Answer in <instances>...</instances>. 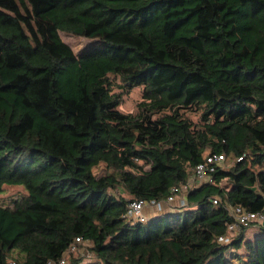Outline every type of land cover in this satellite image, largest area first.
Returning <instances> with one entry per match:
<instances>
[{
	"label": "trees",
	"instance_id": "trees-1",
	"mask_svg": "<svg viewBox=\"0 0 264 264\" xmlns=\"http://www.w3.org/2000/svg\"><path fill=\"white\" fill-rule=\"evenodd\" d=\"M60 33L97 45L75 55ZM207 155L224 161L184 206L125 221ZM6 187L25 194L0 206V264L56 262L77 238L94 261L66 264H264V222L218 241L228 208L264 216V0H0Z\"/></svg>",
	"mask_w": 264,
	"mask_h": 264
},
{
	"label": "built area",
	"instance_id": "built-area-1",
	"mask_svg": "<svg viewBox=\"0 0 264 264\" xmlns=\"http://www.w3.org/2000/svg\"><path fill=\"white\" fill-rule=\"evenodd\" d=\"M242 158H238V161ZM224 161L222 155H207L204 158V161L198 164L191 175L189 181L182 187L172 188L170 195L164 202H159L155 200H137L129 203L127 205V210L125 214V221L128 224H134L138 222H145L149 217L145 213L144 209L148 208L153 210L156 214L163 213L166 206H170L178 203V207L185 205L184 193L194 185H198L203 182H211V173L215 168L221 165ZM217 201H213L216 204ZM228 213L233 218V222L227 226L226 234L218 238L219 242L229 243L233 235H236L240 232L242 226H247L250 223L262 224L264 222V216L261 213H251L243 210L240 207L228 208ZM146 214V215H145ZM67 253L56 262H48L47 264H66V256L69 252H73L76 248V244L80 242V239L75 240Z\"/></svg>",
	"mask_w": 264,
	"mask_h": 264
},
{
	"label": "rangeland",
	"instance_id": "rangeland-1",
	"mask_svg": "<svg viewBox=\"0 0 264 264\" xmlns=\"http://www.w3.org/2000/svg\"><path fill=\"white\" fill-rule=\"evenodd\" d=\"M59 35H60V38L62 39V41L64 43H66L72 49V51L75 55H78L80 52L97 45L96 41H94V40H87L84 38H78V37L68 35L65 33H60ZM115 92L118 93L119 90L117 88H115ZM141 97H142V89L140 87L132 89L128 94L122 96V102H121V105L118 109L123 113H134V112H136L137 105L141 101ZM189 117L193 121H197V119H198L197 116L193 115V114H190ZM104 172L105 171H104V168L102 166H99L94 171V173L96 175H100ZM24 194H25V192L20 187H6L4 189V191L0 194V206L9 207L12 205V201L21 198L22 196H24ZM177 205H178V203L175 202V204L171 208L175 209L176 207H178ZM145 209H147V208H145ZM149 210H151V209H149ZM159 214H161V213H159ZM147 216L149 217V213L147 214ZM254 223L255 222L250 223V224L252 225ZM258 233H259V229L256 226L248 227L244 233L245 241L254 240L255 236ZM88 248H89L88 245L83 244V245L78 246V248H76L71 253L75 254V255L81 254L85 258V260L94 261V258L92 257L90 252L87 250ZM238 253L243 256L244 249H241L240 251H238ZM68 257L69 256H66V260H68ZM10 264H12V263H10ZM232 264H243V263L240 260H234Z\"/></svg>",
	"mask_w": 264,
	"mask_h": 264
},
{
	"label": "crops",
	"instance_id": "crops-1",
	"mask_svg": "<svg viewBox=\"0 0 264 264\" xmlns=\"http://www.w3.org/2000/svg\"><path fill=\"white\" fill-rule=\"evenodd\" d=\"M174 205V204H173ZM173 205H170V206H166L165 208H164V210L165 211H167V210H169V208H171ZM145 210V213H149V217L150 216H153V215H156V213L155 212H153L152 210H149L148 208L147 209H144Z\"/></svg>",
	"mask_w": 264,
	"mask_h": 264
}]
</instances>
